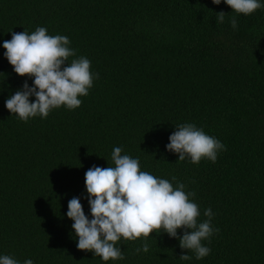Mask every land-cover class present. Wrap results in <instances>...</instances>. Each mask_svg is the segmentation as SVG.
I'll list each match as a JSON object with an SVG mask.
<instances>
[{
	"label": "trees",
	"instance_id": "obj_1",
	"mask_svg": "<svg viewBox=\"0 0 264 264\" xmlns=\"http://www.w3.org/2000/svg\"><path fill=\"white\" fill-rule=\"evenodd\" d=\"M37 27L67 36L76 50L69 62L85 56L99 79L80 107L25 123L4 105L32 78L14 73L2 45ZM183 123L225 145L215 163L177 161L166 150ZM114 147L138 158L141 171L194 191L199 222L211 208L220 231L202 241L208 256L197 260L164 232L121 238L122 260L77 249L68 201L79 198L91 219L84 174L114 166ZM145 242L149 251L136 253ZM2 255L19 264H264V7L245 16L223 0H0Z\"/></svg>",
	"mask_w": 264,
	"mask_h": 264
},
{
	"label": "clouds",
	"instance_id": "obj_2",
	"mask_svg": "<svg viewBox=\"0 0 264 264\" xmlns=\"http://www.w3.org/2000/svg\"><path fill=\"white\" fill-rule=\"evenodd\" d=\"M219 5L221 0H211ZM232 12L245 16L264 7L260 0H223ZM223 11L216 13L218 23L225 19ZM235 30L238 21L233 16L229 21ZM65 35H49L45 27H37L29 33L27 30L11 34L2 47L3 55L20 77L32 78V86L22 85L5 100V108L25 123L39 116L47 118L54 109L64 106L68 110L80 107L99 73L91 72V61L85 56L76 57V50L70 46ZM66 65V66H65ZM30 97H35L30 101ZM168 137L166 150L178 155L177 161L186 157L192 164L202 159L215 163L219 152L225 151V145L204 132L194 123H183L175 127ZM121 147H114L111 161L114 166L99 167L93 165L84 174V186L87 193L91 219L85 215L79 198L68 201L66 216L73 223L71 228L77 237L76 247L81 251L92 252L104 262L124 259L117 242L123 238L135 241L148 238L150 233L164 232L179 240V247L194 253L200 260L210 254L211 249L202 244L218 233L219 228L212 226L214 213L211 208L204 210L207 217L199 222V205L192 198L194 191L186 192V185L177 182L175 186L167 179L158 178L147 171L140 170L138 158L122 155ZM176 180L175 177L172 178ZM183 229V235L177 236V230ZM149 245L145 242L135 252L147 253ZM179 259L188 261L192 257L182 254ZM0 264H19L10 255L0 256ZM23 264H33L26 259Z\"/></svg>",
	"mask_w": 264,
	"mask_h": 264
}]
</instances>
